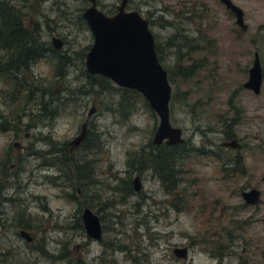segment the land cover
<instances>
[{
    "label": "rangeland",
    "instance_id": "1",
    "mask_svg": "<svg viewBox=\"0 0 264 264\" xmlns=\"http://www.w3.org/2000/svg\"><path fill=\"white\" fill-rule=\"evenodd\" d=\"M11 1L21 5L23 0ZM120 1L97 0V7L113 15ZM232 1L244 11L245 30L219 0H129L127 6L148 20L161 63L172 72L170 121L182 129L184 142L173 158V170H182L177 173L182 195L172 194L169 203L164 182L153 175L144 153L154 146L157 115L137 101L124 117L116 103L120 93L108 91L107 81L90 84L84 74L85 54L93 43L82 16L88 0H27L23 11L38 21L41 40L51 45L57 36L64 44L53 48L55 56L50 52L33 64L29 75L38 86L53 84L54 98L51 102L46 95L45 102L57 106L54 113L48 109L45 117L25 116L40 109L30 103L19 113L20 125L0 131V187L7 198L1 201L0 219L9 223L24 217L33 236L25 248L24 238L13 234L16 225L0 229V249L10 254L9 263L106 264L97 259L103 252L107 264H114L110 246L89 241L85 233L80 215L88 206L102 220L103 241L118 238L126 247L117 254L118 264H264V0ZM255 51L263 72L259 94L243 87ZM63 56H68L61 63L63 73L56 75V59ZM192 65V75L179 74L181 68L191 74ZM92 106L88 129L95 143L67 152L73 162L90 161L87 176L79 177L71 163L62 162L66 157L55 156L65 152L54 151L80 132ZM10 107L0 93L2 122L9 119ZM234 117L236 124L228 127ZM229 137L241 148L222 146ZM15 140L22 143L19 151L12 146ZM143 158L148 164L141 165ZM224 166L232 168L230 174ZM136 175L142 191L126 195V182ZM253 187L261 191V202L246 205L241 191ZM38 203L49 207L53 217ZM183 246L188 256L176 257L172 249Z\"/></svg>",
    "mask_w": 264,
    "mask_h": 264
},
{
    "label": "water",
    "instance_id": "2",
    "mask_svg": "<svg viewBox=\"0 0 264 264\" xmlns=\"http://www.w3.org/2000/svg\"><path fill=\"white\" fill-rule=\"evenodd\" d=\"M226 9L235 16V24L247 29L244 11L232 0H219ZM89 6L82 16L93 35V43L85 54V68L91 74H99L109 78L117 86L139 92L148 102L158 117V126L153 136V144L177 145L184 142L183 131L173 126L170 121L169 102L171 98V84L167 71L158 60L154 45V36L149 29L148 20L138 11L125 10L127 0H121L117 12L106 15L97 7L96 0H88ZM51 44L56 50L63 46V40L57 36L51 37ZM263 72L259 53L254 52L252 66L248 70V78L243 87L255 94L261 92ZM95 106L88 112L90 117ZM87 134V122L81 126L80 132L68 142L71 150L78 147ZM19 143H15L18 146ZM223 145L240 147L237 139L224 142ZM264 180V174L262 176ZM133 188L139 190V177L134 178ZM1 194V193H0ZM261 192L257 188L242 190L241 196L245 203L256 205L261 202ZM82 220L86 232L93 238H100L102 225L97 214L88 208L84 209ZM24 235H27L24 233ZM29 236V235H28ZM27 237V236H26ZM30 241V236L27 238ZM173 254L178 258H185L188 249L175 247Z\"/></svg>",
    "mask_w": 264,
    "mask_h": 264
},
{
    "label": "trees",
    "instance_id": "3",
    "mask_svg": "<svg viewBox=\"0 0 264 264\" xmlns=\"http://www.w3.org/2000/svg\"><path fill=\"white\" fill-rule=\"evenodd\" d=\"M26 3L27 0H23L21 5H18L16 3L14 4L11 0H0V82L4 85V87L0 88V93L8 101L9 107L11 106L9 111L10 116L8 120L6 119V121L2 122V117L4 116L0 115V131L9 129L13 125L14 128L15 126L17 127V125H20L18 121V116H20L19 113L22 109L26 110L27 106L30 103H34L36 106H39L40 109L37 114L27 112L25 114L27 116L34 115V117H45L48 115V109H51V112L53 113L55 111L53 110V107L50 108L45 102L46 100H48V98H46V95L50 96L51 102L54 98V93L52 92L51 88L53 84L47 87L42 86L41 84L38 86L36 85V83H34V78L32 79L29 75L32 72L33 64L39 62L45 57L46 54H49L50 52L54 56L57 52L51 45L41 40L38 21L27 18L26 12L23 11L24 8H26ZM157 53L159 55L158 51ZM64 59H68V56H63L60 58V60L56 59L58 60V63H55L56 75H62L63 71L61 69V63L62 61H64ZM159 60L161 61L160 58ZM200 64H203V60H200ZM201 65H199L197 68L201 67ZM195 67V65H192L190 67L191 74L190 71L179 72V74L183 75V77H188L193 74ZM84 74L90 80V84L95 85L101 83L100 85L103 86L105 81H107L108 91L110 88H112V90L117 91L118 94L120 93V98L116 100V103L120 111L124 113V117L127 118L128 112L135 107L137 101L143 102V105H145L152 112V109L150 108L146 100L143 99L141 94H139L135 90L114 87L111 84V80L102 75H90L86 70H84ZM170 76H172V73L168 72V78H170ZM111 85L113 87H110ZM225 121L226 120H224V122ZM235 121L236 119L234 117L226 125H228L229 127L231 123L236 124ZM231 131L232 130L229 129V131L226 132V135H230L232 133ZM95 136L96 135L92 134L91 130H88L82 144L85 147H90L93 143H95ZM179 145L180 144L173 146L151 145L152 149L149 152H144L149 156L150 159H147L152 163L151 166L155 167L159 175H163V182H165V167H171V169L173 170V166L176 164L173 158L174 156H177V148ZM67 147H64L62 149H55L54 152L56 153L65 152L63 156H60L59 154H56L55 156L60 157V159H62V157H66V159H62V162L65 164L71 163V165H73V169H75L74 171L79 177H86L87 172L85 171L88 169L87 167L90 161L73 162L72 157H69L70 154ZM217 150L222 151L220 145L217 147ZM67 152L69 155L67 154ZM218 156L219 155L217 154V159H219ZM143 160L144 161L141 162V165H144V162H148L145 158H143ZM238 160L240 159L237 158V161ZM226 163H228V161ZM141 167L143 168V166ZM142 168L137 167V169ZM223 170H226V174H230L232 168L227 169L226 167H223ZM175 185L176 183L174 181H171L170 186L172 187V189L175 188ZM73 191L76 192V187ZM133 191L134 190L132 184L126 185V189L124 190V193L126 195L131 194ZM122 247L123 249H126V247Z\"/></svg>",
    "mask_w": 264,
    "mask_h": 264
},
{
    "label": "flooded vegetation",
    "instance_id": "4",
    "mask_svg": "<svg viewBox=\"0 0 264 264\" xmlns=\"http://www.w3.org/2000/svg\"><path fill=\"white\" fill-rule=\"evenodd\" d=\"M128 3H129V0H127V4H126V6H125V10H127V6H128ZM89 4V3H88ZM131 11V10H130ZM154 42H155V38H154ZM64 44V43H63ZM169 44H173V43H170L169 42ZM155 49H156V51H158L159 52V55H158V57L161 59V57H160V50H159V46H158V44H155ZM158 54V53H157ZM161 62H162V60H161ZM181 68V67H180ZM179 69V68H178ZM167 71V73H168V70H166ZM179 72H183V70H182V68L180 69V71ZM172 73V72H171ZM246 89V88H245ZM255 94V93H254ZM55 107H57L56 105H54L53 106V108H55ZM92 108V107H91ZM90 108V109H91ZM95 112V111H94ZM20 114H22V113H20ZM89 116H88V114H87V119L84 121V122H87V130H89L88 129V120H89ZM233 119V118H232ZM17 133L15 132V134L14 135H16ZM28 134H25V136H27ZM231 137H233V136H231ZM231 137H229V138H225L226 139V141H223L222 143H221V145L222 146H225V145H223V143L224 142H228V141H231L232 139H231ZM227 139H231V140H227ZM233 139H236V138H233ZM238 141V140H237ZM69 142V141H68ZM68 142H67V146H68ZM15 143H19L18 144V146H15ZM181 144V143H180ZM238 144L240 145V147L238 148V147H236V148H231V147H228V146H225V147H228V148H230V149H240L241 148V144L238 142ZM160 145H166V146H168L167 144H165L164 142L163 143H161ZM12 146H13V148L16 150V151H19V149H21L22 148V143L19 141V140H15V141H13L12 142ZM219 146V145H218ZM68 150H69V152L71 153V149H70V147L68 146ZM225 167V166H224ZM149 168L151 169V172L153 173V175L154 176H158V177H160L161 178V181H163L162 179H163V175H159V173H158V171H156V169H155V167L154 166H149ZM132 169V168H131ZM138 171H140V172H142L143 171V169L142 170H139V169H137ZM169 170H171V171H169ZM129 172V171H128ZM165 175H164V178H165V182H164V189H163V191H164V193L165 194H167V195H170V198H166L165 200H167V199H169V203H171V200H172V194L175 196L174 198H176L177 197V195H178V193H180L179 195L181 196L182 195V193L181 192H178V190H180V188L181 187H178L179 185L177 184L180 180H181V178H179L178 176H177V173H180V172H182V170H172L171 169V167H169V168H167V167H165ZM129 176V174L127 175V177ZM137 177H139V179H140V182H141V188L139 189V190H135L134 188H133V190H134V192H141L142 191V187H143V185H142V180H141V177H140V175H136ZM135 178V177H134ZM134 178L132 179V183H131V181L129 180V183L128 182H126L128 185L129 184H132V186H133V184H134ZM171 181H174L175 183H176V185L174 186V187H176L175 188V190H172V192H171V189H172V187L170 186V183H171ZM19 188H21V190L23 189V187L22 186H18ZM177 188H179L178 190H177ZM254 188V187H253ZM3 189H5V187H0V205L2 204V200L4 199L5 201H7L6 199L7 198H4V196H2V194H4V192H3ZM250 189H252V188H250ZM77 190L79 191V188H77ZM261 192V191H260ZM65 197V196H64ZM73 197V196H72ZM65 198H67V197H65ZM38 199H40L41 201L44 199V196L41 198V197H38ZM68 199L70 200L71 198H70V196H68ZM67 199V200H68ZM8 200H10V202H15V201H12L13 199L12 198H8ZM245 202V201H244ZM246 205H250V204H247L246 203ZM38 207H39V209H40V211H49L50 213H49V215H50V217H53V214H52V210L49 208V207H47V206H44L43 204H39L38 203ZM85 208H88V209H90L88 206H85L84 208H83V210H82V213H81V215H80V220L82 221V225H83V227H84V224H83V220H82V214H83V212H84V209ZM91 210V209H90ZM92 211V210H91ZM1 214V213H0ZM20 216H22V211H21V213L19 214ZM18 215V216H19ZM3 217H5V219H7V214L6 215H2ZM42 216V215H41ZM100 218V217H99ZM50 219V218H49ZM6 222H2V220L0 219V229L2 230V228H7V227H14L15 225H16V227H18V230H16L15 229V232H13V231H11V232H13V234L14 235H18V237H16V238H24V241H25V245H24V247L26 248V246L27 245H29V243L28 242H31L32 240H33V236L31 235V232L28 230V223H27V220L24 218V217H18L17 218V222H13L14 220H11V222H9L8 223V220H5ZM100 222H101V225H102V233H101V237L100 238H93V237H91L90 235H88L87 234V232H86V229H85V227H84V230H85V233H86V235H87V237H88V239H89V241L91 240H97V242H99L100 243V245H102V246H106V247H108V246H110V256H111V260H112V262H115L114 264H118L117 263V254H118V252H121L122 250H123V247L120 245V242H119V240H118V238H115L114 239V241H112V242H110V244H108V242H105V241H103V237H102V234H103V232H104V228H103V224H102V220L100 219ZM78 226H80L81 225V223L79 224H77ZM36 227H38V226H36ZM24 233H26L27 235H24ZM30 236V241H28L27 240V238ZM27 236V237H26ZM88 241V245L90 244V242ZM184 247V246H183ZM187 248V247H186ZM188 249V248H187ZM103 255V252H102V254H101V256ZM101 256H98L97 257V259H99L100 260V262H102V263H106L107 264V257L105 258V257H101ZM187 256H188V253H187ZM186 256V257H187ZM10 257V254H8L7 253V251L5 250V249H0V264H11V263H9V261H8V258ZM65 256H57V258H64ZM185 257V258H186ZM116 259V260H115ZM17 264H19V263H17Z\"/></svg>",
    "mask_w": 264,
    "mask_h": 264
},
{
    "label": "bare ground",
    "instance_id": "5",
    "mask_svg": "<svg viewBox=\"0 0 264 264\" xmlns=\"http://www.w3.org/2000/svg\"><path fill=\"white\" fill-rule=\"evenodd\" d=\"M25 116H27V115H25Z\"/></svg>",
    "mask_w": 264,
    "mask_h": 264
}]
</instances>
